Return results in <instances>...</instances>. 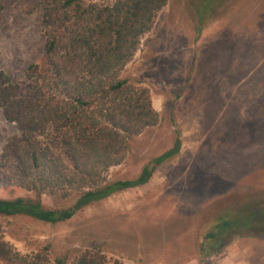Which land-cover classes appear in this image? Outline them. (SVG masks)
I'll list each match as a JSON object with an SVG mask.
<instances>
[{"label":"rangeland","instance_id":"374dc122","mask_svg":"<svg viewBox=\"0 0 264 264\" xmlns=\"http://www.w3.org/2000/svg\"><path fill=\"white\" fill-rule=\"evenodd\" d=\"M43 2L0 0V71L22 94L27 69L46 56ZM120 77L149 89L160 123L130 138L110 180L138 178L180 138L178 157L147 185L64 223L0 216L4 240L22 254L49 247L53 264L92 249L122 264H264V0H168ZM17 135L0 109V154ZM17 198L35 195L0 178V199ZM224 221L246 228L229 230L220 250L201 259L202 231Z\"/></svg>","mask_w":264,"mask_h":264},{"label":"trees","instance_id":"16d2710c","mask_svg":"<svg viewBox=\"0 0 264 264\" xmlns=\"http://www.w3.org/2000/svg\"><path fill=\"white\" fill-rule=\"evenodd\" d=\"M43 1L46 56L42 64L27 69L26 94L0 71V109L19 130L0 154V178L34 194L35 200L0 199V216L55 225L92 204L147 185L157 167L178 157L182 141L177 138L138 178L110 180V171L127 158L130 138L160 123L149 89L120 74L168 0ZM44 196L72 203L49 209L42 203ZM244 228L241 221H224L204 229L200 258L218 252L229 230ZM49 250L22 254L0 233V264H53ZM54 264L122 263L92 249Z\"/></svg>","mask_w":264,"mask_h":264},{"label":"crops","instance_id":"0c3cea01","mask_svg":"<svg viewBox=\"0 0 264 264\" xmlns=\"http://www.w3.org/2000/svg\"><path fill=\"white\" fill-rule=\"evenodd\" d=\"M151 33H149L147 36H149ZM158 112V111H157Z\"/></svg>","mask_w":264,"mask_h":264}]
</instances>
